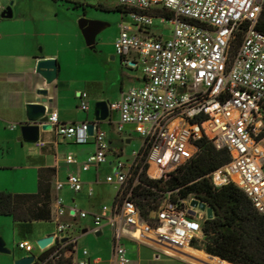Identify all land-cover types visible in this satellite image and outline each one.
Wrapping results in <instances>:
<instances>
[{"label": "built area", "instance_id": "2783aa9c", "mask_svg": "<svg viewBox=\"0 0 264 264\" xmlns=\"http://www.w3.org/2000/svg\"><path fill=\"white\" fill-rule=\"evenodd\" d=\"M119 4L134 9L129 17L137 30L122 26L115 41L117 54L125 57L127 66L138 59L145 81L110 102V110L119 112V132L132 126L143 145L133 151L131 159H122L123 152L115 153L114 169L106 178L117 187L111 205L89 212L66 206L59 195L53 198L57 231L48 246L37 244L42 253L34 255L36 264H100L101 259L88 248L80 249L74 235L76 220L89 217L98 229L104 223L113 227L114 264L132 263L125 237L146 240L160 253L183 254L194 239L204 237L210 206L195 197L175 198L176 189L165 194L157 217L149 220L133 199L139 184L133 173L145 157L141 172L147 165L150 178L168 179L198 153L201 138L217 149H228L231 155L229 163L208 174L212 184L234 183L264 214V32L257 28L264 0H119ZM156 9H166L171 15H155ZM166 28L171 34L165 33ZM239 33L240 43L234 49ZM79 96L80 108L88 110V94ZM44 123L59 138L80 144L95 138L96 151L82 163L83 170L108 161L112 148L99 121L64 123L55 109ZM16 126L10 124L11 129ZM38 143L45 145L41 140ZM66 161L79 164L73 154ZM84 184L79 174L72 173L66 181H56L55 189L68 185L77 193ZM89 194L93 195L92 188ZM57 241L63 246L42 259ZM67 245L73 247L66 258L63 248ZM19 247L30 253L34 250L30 241H21Z\"/></svg>", "mask_w": 264, "mask_h": 264}, {"label": "crops", "instance_id": "0c3cea01", "mask_svg": "<svg viewBox=\"0 0 264 264\" xmlns=\"http://www.w3.org/2000/svg\"><path fill=\"white\" fill-rule=\"evenodd\" d=\"M12 1H14L13 16L4 17L3 13ZM59 1H62V6L68 5V9L72 4H75V8L80 6L85 8L87 3V0H0L4 7L0 11V123L4 125L10 127V124L19 123L21 129V125L28 122V105L37 102L40 97L38 91L41 88L49 90L51 99L46 104L47 114L41 120L45 121L46 117L57 109L61 121L71 124L95 121V105L98 101L120 100L131 87L144 84V75L143 77L132 75L133 70L138 71L140 67L143 68L142 63L133 58L134 65L127 66L124 62L125 57L117 54L115 45H109L107 41H102L100 38V32L107 27V23L98 33L96 42L90 46L86 39L84 42L81 38L76 18L60 11L57 5ZM97 1L100 2V0ZM85 10L88 12L87 8ZM123 25H120L116 39ZM126 26L137 30L133 24ZM42 57L54 58L58 62V73L51 83L37 71L38 62ZM81 92L88 94V110H82L79 106ZM119 120V112L110 110L107 120L100 122V127L106 132L112 151L106 163L98 167L92 166L89 170H83L82 163L96 151L94 137H91L87 143L80 144L73 140L59 138L52 129L41 130L40 140L45 142V145L37 142L35 146H30L25 144L30 142L20 139L22 132L17 131L16 126L12 130L17 131V140L21 142L25 152L18 163L13 159L0 161V173L8 172L0 174V177H6L5 180L0 181V192L37 193L40 177L43 175L45 178H51L52 199L59 195L68 207L73 206L89 212L99 211L106 204L102 201L105 198L106 188L113 185L108 183L106 178L114 169L117 157L115 153L121 151L119 149L121 145L117 144L118 138L120 137L127 143L133 141L132 126H127L125 132H119ZM69 154L75 155L79 164H68L66 158ZM48 168L52 169L48 170ZM107 168L109 171L105 177L104 172ZM72 173L80 175L85 183L84 189L76 193L65 185L63 189L57 191L56 181H66ZM91 188L93 189L92 196L89 194ZM116 193L117 187L112 195V203ZM0 217L10 218L14 227L12 216ZM64 219L69 220V217L66 216ZM48 221L54 223L52 229L37 238L36 243L50 235H55L57 224L54 219ZM40 222L43 221L33 223V231L29 238H21L22 241L32 243L35 225ZM76 223L77 229L74 235L78 239L80 249L88 248L93 257L101 259L100 264H114L113 227L104 223L98 229L91 217L78 218ZM14 229L16 231L15 227ZM90 234L96 238V245L92 247L89 244H81L83 240L88 241ZM124 243L131 258V264H200L207 262L205 255L208 254L194 247L191 248L202 254L191 255L185 251V248L181 255L160 253L146 240H135L129 237L124 238ZM37 248L34 247L32 253L26 250L20 251L16 259L30 254L39 256L42 252L38 246ZM12 255L15 256L13 253Z\"/></svg>", "mask_w": 264, "mask_h": 264}, {"label": "trees", "instance_id": "16d2710c", "mask_svg": "<svg viewBox=\"0 0 264 264\" xmlns=\"http://www.w3.org/2000/svg\"><path fill=\"white\" fill-rule=\"evenodd\" d=\"M96 8L122 13L134 10L120 4L115 7L99 4ZM153 13L171 15L166 9H156ZM257 28L264 32V9L257 22ZM240 38L241 33L233 44L234 49L239 46ZM197 145L198 153L168 179L150 178L147 175V165L141 172L145 161L143 157L133 173L139 179L133 193L134 201L141 208L143 216L151 220L153 213L161 208L168 191L178 189L174 194L175 198L200 199L210 206L213 216L203 223L204 237L194 239L191 246L233 264H264V214L257 210L248 195L234 183L216 187L208 177V174L229 163V150L217 149L207 138L198 140ZM50 169L52 168H48ZM50 179L43 175L40 177L37 193L0 192V216L13 217L14 227L22 239L29 238L35 221L52 219ZM62 246L63 244L57 241L54 247L42 255V259ZM72 247L73 245H67L63 248L66 258L71 254Z\"/></svg>", "mask_w": 264, "mask_h": 264}, {"label": "rangeland", "instance_id": "374dc122", "mask_svg": "<svg viewBox=\"0 0 264 264\" xmlns=\"http://www.w3.org/2000/svg\"><path fill=\"white\" fill-rule=\"evenodd\" d=\"M99 4H103L108 7H115L119 5V0H100V2H98L97 0H87L85 8H87L88 12H85L86 10L83 6H80L79 8H75V4H72L68 9L67 8L68 5L62 6V1H59L57 3L58 8L60 9L61 12L70 14L71 16L76 18V22L79 28H80L79 19L84 15H86L88 18L100 20L102 22L107 23V27L104 30H102V32H100V36H101L100 38L102 39V41H107L109 45L113 44L114 46L116 41V34H118L120 30V25L133 24V22L129 17V13L101 10L96 8V6ZM157 23L158 21H156V24ZM157 29H162V28H157ZM171 32H172L171 29L169 28L165 29L166 34H171ZM80 35L85 42V37L81 29H80ZM132 75L135 77H143L144 75L143 68L140 67L138 71L133 70ZM16 125H17V131L21 130L20 124L17 123ZM16 132L13 131L9 126L0 123V161L3 159L4 160L13 159L18 163L22 154H24L25 151L22 148L21 142L17 140ZM132 139L133 141L131 143H127L126 141H123L120 137L118 138L117 144L121 145L119 146V149L121 150L120 152H123L122 159H131L133 151L134 150L139 151L142 148L143 139L138 133L133 132ZM25 144L30 146L36 145V143H25ZM107 171H109L108 168L105 169L104 172L105 177L107 176ZM6 173L8 172H1L0 174H6ZM5 179H6L5 176L0 177V181ZM106 189H107L106 194H104L105 198H103L102 201L103 203L111 205L112 195L114 194L116 187L112 185V187L109 186ZM159 210L160 208L153 213V217L155 218L157 217ZM53 224L54 223L50 221H43L35 225V233L32 237V244L34 245L35 249H38L36 239L41 237V235L47 234L52 229ZM0 238H2L6 242L7 247L13 251V254H15V256H13L12 254L0 252V264H15L16 261L18 260L16 259V256L19 255L20 251L24 249H21L19 247V243L22 241V239L16 233L13 227L12 220L10 218L0 217ZM96 243L97 240L92 234L88 236V241L86 240L81 241V244H89L92 245V247L95 246Z\"/></svg>", "mask_w": 264, "mask_h": 264}, {"label": "water", "instance_id": "95a60500", "mask_svg": "<svg viewBox=\"0 0 264 264\" xmlns=\"http://www.w3.org/2000/svg\"><path fill=\"white\" fill-rule=\"evenodd\" d=\"M14 1L5 9L3 16L12 17L13 10L12 5ZM105 22L100 20L91 19L87 16H83L79 20V26L82 30V33L86 39L88 45H93L96 42V37L98 33L105 27ZM37 71L41 73L49 83L56 78L58 73V62L54 58H40L37 66ZM40 97L36 103H31L28 105V122H25L21 125V140L30 143H37L40 140L41 130L51 129V125L44 123L41 119L44 118L47 114V103L51 101L49 98V90L46 88H41L38 91ZM96 120L99 122L106 121L110 116V102L108 100L98 101L95 105ZM90 134H94V124H90ZM130 142V140H128ZM194 205H197V202H193ZM204 207V206H203ZM208 216L212 218L213 210L208 209ZM53 241V235H50L46 238H43L37 242L40 247H46ZM0 252L12 254L13 251L7 247L6 242L0 238ZM212 258H219L213 255H210ZM221 259V258H220ZM223 260V259H221ZM35 261V256L30 254L28 256L22 257L16 261L15 264H32Z\"/></svg>", "mask_w": 264, "mask_h": 264}, {"label": "bare ground", "instance_id": "6f19581e", "mask_svg": "<svg viewBox=\"0 0 264 264\" xmlns=\"http://www.w3.org/2000/svg\"><path fill=\"white\" fill-rule=\"evenodd\" d=\"M185 251L187 253H190L191 255L202 254V252L200 253L199 251H195L190 246H186ZM205 258L207 259V262L200 263V264H232V263L227 262L225 260H221L220 258H210V257H208V255H205Z\"/></svg>", "mask_w": 264, "mask_h": 264}]
</instances>
